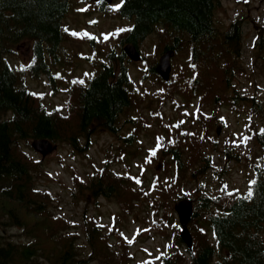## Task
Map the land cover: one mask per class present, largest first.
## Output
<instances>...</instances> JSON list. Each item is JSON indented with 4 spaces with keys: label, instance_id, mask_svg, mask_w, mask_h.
I'll use <instances>...</instances> for the list:
<instances>
[{
    "label": "trees",
    "instance_id": "16d2710c",
    "mask_svg": "<svg viewBox=\"0 0 264 264\" xmlns=\"http://www.w3.org/2000/svg\"><path fill=\"white\" fill-rule=\"evenodd\" d=\"M71 1L0 0V225L18 226L28 236L26 242H15L0 231V264H42L44 260L49 264H84L95 260L104 264H130L133 259L123 231L115 226L106 231L93 216L86 221L89 258H80L77 243L80 233L68 231L67 220L51 214L48 205L53 197L36 188L33 172L40 171L43 158L34 161L27 151L32 140L48 139L55 144H67L74 154L80 155L91 147L95 132L120 131V119L135 100L127 66L130 60L123 44L131 43L138 48L147 37L157 35L163 43L162 52L173 50L175 55L182 52L188 55V68L184 67L185 62L180 70L174 66L168 82L152 67V74L162 82L168 96L171 90H185L192 97H201L199 75L203 79L201 86L212 96V89L219 87L217 83L212 85L214 78L226 75L223 83L234 94L229 99L249 102L252 114L261 116L263 112L262 101L241 96L231 84L234 74L240 72L241 30L239 21L227 29L221 28L216 18L220 0H118V5L111 8L106 2L93 3L98 11L110 8L118 18L129 21L127 30L120 34V50L112 48L105 60L92 63L94 72L86 80H70L64 88L68 94L65 109H48L44 94L28 87L25 73L13 66L8 57L16 53L18 46L29 44L33 58L27 70L33 76L44 73L55 83L56 72L62 65L63 42L68 35L64 20ZM257 32L255 47L263 54L262 28ZM213 103L217 112L223 103L220 93L213 96ZM195 113V119L214 123V113L207 115L201 110ZM256 138L262 154L260 164L254 167L250 190L242 194L224 189L213 196L199 194L194 200L195 211L189 227L196 229L197 234L193 250L187 249L191 264H264V129ZM134 139L133 132L122 142L128 146ZM163 151L172 154L176 183L183 181L187 176L182 174L183 167L188 163L181 162L184 153L171 145ZM202 161L201 171L190 178L204 174L211 167V156L204 155ZM134 184L132 177L117 174L104 163L90 178L86 189L92 198L114 199L124 212H130L144 193L143 187ZM78 186L82 189L80 183ZM172 186L153 179L150 187L155 195L150 205L155 211L163 194ZM183 197L186 196L177 194L178 199ZM179 232L177 225L175 255L164 256L163 264H184ZM112 234L117 238L116 249L109 242Z\"/></svg>",
    "mask_w": 264,
    "mask_h": 264
},
{
    "label": "rangeland",
    "instance_id": "374dc122",
    "mask_svg": "<svg viewBox=\"0 0 264 264\" xmlns=\"http://www.w3.org/2000/svg\"><path fill=\"white\" fill-rule=\"evenodd\" d=\"M118 2L113 0L108 5L111 8L118 5ZM93 3L98 4L94 0L71 1L64 20L68 35L63 42L64 53L60 56L62 65L58 67L59 71L54 70L55 83H51V78L44 73L33 76L27 70L33 58L29 44L18 46L16 53L8 57L13 66L23 70L28 87L44 94L48 109H65L68 94L64 88L70 80H86L94 72L92 63L105 60L112 48L120 50L118 43L124 31L118 30L127 29L129 21L118 18L110 8L105 12L98 11ZM216 18L222 29L239 21L242 44L238 57L240 72L234 74L231 84L241 96L256 97L262 101L261 116L251 113L249 102L229 99L234 94L233 90H230V94L223 83L226 75L214 78L212 85L217 83L219 87L217 90L212 89V96L208 94L209 90L201 86V75V97H192L185 90H171L168 96L162 82L152 74V67L157 65L163 53V43L157 35H151L138 47L141 60L127 62L135 100L132 107L122 115L119 122L121 129L117 134L104 130L95 132L91 147L80 155L74 154L64 143H56L57 149L45 159L31 146L27 148L34 161L43 160L40 171L33 172L36 188L49 192L53 197L48 205L51 214L66 219L68 231L80 233L77 243L79 256L83 260L89 258L86 221L92 216L104 225L106 231L113 226L123 231L128 249L133 254L130 264H163L164 256H174L177 248L174 236L179 225L174 208L175 202L179 200L177 194L195 200L199 194L213 196L224 189L242 194L250 190L255 176L254 167L260 164L262 154L256 137L264 129V53H259L255 47L257 30L260 28L264 42V0H220ZM26 45L28 48L25 49ZM187 58L185 52L174 54L172 71L174 66L180 70L183 62L184 67L188 68ZM217 93L221 94L223 103L214 112L213 96ZM197 110L207 115L214 113V123L195 119ZM202 131H205L204 136ZM133 132V143L125 146L123 139ZM170 145L178 146L184 153L180 154L181 162H188H184L182 171L187 176L179 183L175 179L176 166L172 154L163 151ZM186 146L191 149H185ZM204 155L211 156V167L204 174L190 178V175L201 171L200 164ZM104 163L117 174L132 177L135 187H143L144 193L130 212H124L114 199L89 196L90 192L86 189L88 182ZM154 178L165 185L173 184L161 197L157 211L150 205V199L155 195L150 187ZM78 183L82 189H79ZM124 189L128 191L129 188ZM166 216L172 223L168 222ZM0 231L15 242H26L28 239L27 234L24 236L18 226L0 225ZM190 231L195 239L197 230ZM113 235L109 242L116 249L117 238ZM180 247L185 254L184 264H191L187 246L182 243ZM42 264L49 263L44 260ZM84 264L104 263L95 260Z\"/></svg>",
    "mask_w": 264,
    "mask_h": 264
},
{
    "label": "water",
    "instance_id": "95a60500",
    "mask_svg": "<svg viewBox=\"0 0 264 264\" xmlns=\"http://www.w3.org/2000/svg\"><path fill=\"white\" fill-rule=\"evenodd\" d=\"M98 1V0H95ZM108 3H111L112 0H105ZM127 55L135 61L140 60V54L133 44H127L124 47ZM174 54L173 50H169L161 55L158 65L156 67V71L161 75V77L168 81L170 79V73L172 70L171 58ZM220 132V128H218V133ZM33 148L42 154L43 158H45L48 154L52 153L57 145H53L48 139H34L32 141ZM175 211L178 215V219L181 225L180 238L186 244L190 251L193 250V236L189 229V222L191 221L194 214V205L193 201L187 198L179 199L174 204Z\"/></svg>",
    "mask_w": 264,
    "mask_h": 264
},
{
    "label": "snow or ice",
    "instance_id": "6c2138e0",
    "mask_svg": "<svg viewBox=\"0 0 264 264\" xmlns=\"http://www.w3.org/2000/svg\"><path fill=\"white\" fill-rule=\"evenodd\" d=\"M125 30H127V29H120V30H118V31H125ZM66 31H67V29H66ZM73 35H78L77 33H73ZM80 83H83V81H80ZM246 142V141H245ZM153 155H155V153L153 152L152 153ZM251 195V192L249 193V196Z\"/></svg>",
    "mask_w": 264,
    "mask_h": 264
}]
</instances>
